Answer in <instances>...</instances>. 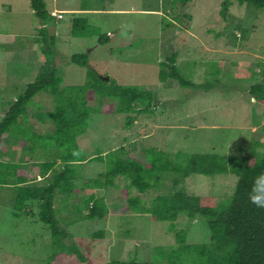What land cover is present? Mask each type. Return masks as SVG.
Here are the masks:
<instances>
[{
    "label": "rangeland",
    "instance_id": "obj_1",
    "mask_svg": "<svg viewBox=\"0 0 264 264\" xmlns=\"http://www.w3.org/2000/svg\"><path fill=\"white\" fill-rule=\"evenodd\" d=\"M44 1L54 17L48 30L56 37L54 51L62 89L84 83L86 69L71 64L69 57L87 54L89 67L98 77L117 85L142 87L154 97L150 112L137 116L129 126L126 119L135 115L106 113L103 110L112 102H94L93 107L99 111L91 114L86 133L77 138L87 159L119 152L120 148L129 156L143 158V149L151 147L168 153L244 157L252 142L264 144V105L249 95L250 85L264 78V74H257L264 71V9L239 6L230 0L226 19H222L219 12L224 0H192L186 6L173 0ZM78 6L94 13L72 14V8ZM73 15L87 19L102 34L113 33L111 41L100 46L94 37H70ZM37 28L28 0H0V113L5 102L14 100L34 80L39 64L44 63ZM173 53L180 74L195 87L181 88L174 80H159L160 63H167ZM205 82L212 87L205 89ZM34 103L41 112L52 110V98L47 94L36 96ZM37 111L29 107L27 123L39 134L51 131L50 124H41L33 117ZM3 143L10 146L13 139L5 138ZM13 149L19 157V147ZM104 159L82 163L76 184L81 186L85 179L104 172ZM24 160L30 178L43 185L37 169L30 167L37 158L25 156ZM170 179H163L162 192L169 189ZM235 183L233 175H191L178 188L189 195L223 199L232 194ZM127 184V180L118 178L114 188L91 191L116 210L102 220L85 221L74 213L82 197L91 192L75 195L66 204L60 197L55 200V208L64 207L57 217L69 234L65 244L75 245L89 264L153 262L154 248L175 245L169 223L153 222L146 214L124 213L125 199L139 195L127 189ZM161 191L149 190L141 199L148 206ZM7 194L0 191V264H83L71 254L51 259V239L48 230L36 221V207H31L32 217L12 216ZM174 226L175 232H186L188 242L209 239L202 220L189 221L181 216ZM98 232L103 236L94 235Z\"/></svg>",
    "mask_w": 264,
    "mask_h": 264
},
{
    "label": "trees",
    "instance_id": "obj_2",
    "mask_svg": "<svg viewBox=\"0 0 264 264\" xmlns=\"http://www.w3.org/2000/svg\"><path fill=\"white\" fill-rule=\"evenodd\" d=\"M191 1L173 0L181 6ZM234 1L239 6L249 4L264 9V0ZM28 3L40 26L36 29L37 43L45 61L38 68L34 80L14 100L5 102L0 113V191L9 192V213L20 219L32 217L34 213L31 207L34 205L37 209L36 221L48 230L51 239L50 258L71 254L83 264H89L75 245L65 244L69 234L61 227L57 217L64 207L55 208V200L60 197L61 202L66 204L73 196L84 192L106 191L116 187L115 180L122 178L128 181L127 189L139 194L125 199L124 213L146 214L153 222L169 223L168 229L174 232L175 245L154 248L151 255L153 262L113 260L109 264H161L162 261L167 264H264V209L249 203L247 195L253 179L264 172V144L252 142L248 156L244 157L168 153L151 147L143 149V158L129 156L120 148L119 152L87 159L86 151L77 144V138L86 133L91 114L99 111L93 107L94 102H112L109 108L103 110L106 113L135 115L126 119L125 125L129 126L137 116L150 112L154 104L153 94L139 86L117 85L98 77L89 67L87 54L69 57L71 64L86 69L84 83L62 89L54 51L56 37L48 30L49 26H53L54 17L47 10L44 0H28ZM230 5V0L222 3L219 12L222 19H226ZM112 34H102L85 18L73 15L70 19L69 36L72 38L94 37L96 43L103 46L111 41ZM175 63L174 53L167 58V63H160L159 80H174L181 88L195 87L180 74ZM257 74H264V71ZM208 86L212 87L205 82V89H209ZM40 94L51 96L52 110L41 112L40 106L34 103L35 97ZM249 95L258 104L264 105V78L250 85ZM29 107L38 109L32 114L33 117L41 124H50L51 131L39 134L33 130L27 123ZM5 138L13 139L12 145L4 144ZM14 146L19 147L20 155L17 158ZM118 153L126 154V157L122 158ZM25 156L37 158L30 167L37 169L38 175L44 179L43 185L36 184L30 178L25 167ZM103 156L107 158L104 172L96 178L85 179L81 186L77 185L82 163L104 162L106 159ZM191 175H233L236 183L232 194L223 199L194 196L178 188ZM165 178H171V185L162 192ZM149 190L161 193L146 206L141 195ZM74 213L85 221H95L115 214L116 210L108 207L104 197H97L91 192L82 197ZM181 216L189 221L205 222L209 232L208 241L188 242L185 231L175 232L174 223ZM94 235L102 237L103 233Z\"/></svg>",
    "mask_w": 264,
    "mask_h": 264
},
{
    "label": "clouds",
    "instance_id": "obj_3",
    "mask_svg": "<svg viewBox=\"0 0 264 264\" xmlns=\"http://www.w3.org/2000/svg\"><path fill=\"white\" fill-rule=\"evenodd\" d=\"M73 154L78 155V153ZM237 179H239V177ZM247 195L249 203L256 208L264 209V172L258 174L253 179Z\"/></svg>",
    "mask_w": 264,
    "mask_h": 264
},
{
    "label": "crops",
    "instance_id": "obj_4",
    "mask_svg": "<svg viewBox=\"0 0 264 264\" xmlns=\"http://www.w3.org/2000/svg\"><path fill=\"white\" fill-rule=\"evenodd\" d=\"M30 12H31V10H30ZM71 12H72V14H81V15H88V14H92V13H94L90 8H85V7H77V8H75V9H73L72 8V10H71ZM38 22V21H37ZM38 27H40L39 26V23H38ZM4 48V47H3ZM1 52H2V50H1V46H0V56L2 57V54H1ZM41 52V51H40ZM43 55V54H42ZM43 58H44V56H43ZM44 61H45V58H44ZM39 66H41L40 64H39ZM11 101V100H10ZM39 176V175H38ZM39 179H40V176L38 177Z\"/></svg>",
    "mask_w": 264,
    "mask_h": 264
}]
</instances>
